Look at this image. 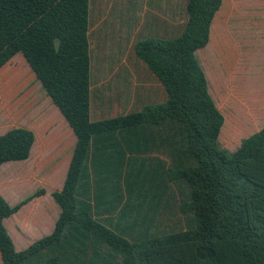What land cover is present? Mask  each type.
<instances>
[{
    "label": "trees",
    "instance_id": "obj_1",
    "mask_svg": "<svg viewBox=\"0 0 264 264\" xmlns=\"http://www.w3.org/2000/svg\"><path fill=\"white\" fill-rule=\"evenodd\" d=\"M222 4L188 0L181 36L137 42L136 56L164 85L165 103L93 122L91 0H0V69L23 54L77 136L63 189L52 194L62 212L50 236L18 252L4 221L46 191L15 207L0 193L4 264H264V128L235 153L218 147L225 119L195 56L208 45ZM115 133L135 135L138 155L162 144L170 164L152 173L143 163L140 172L117 175L121 217L113 228L94 212L106 211L107 177L88 165L95 140ZM35 140L24 128L0 136V167L28 160ZM162 182L188 188L179 209L191 221L184 230L154 236L146 228L138 236L137 216L161 203Z\"/></svg>",
    "mask_w": 264,
    "mask_h": 264
},
{
    "label": "crops",
    "instance_id": "obj_2",
    "mask_svg": "<svg viewBox=\"0 0 264 264\" xmlns=\"http://www.w3.org/2000/svg\"><path fill=\"white\" fill-rule=\"evenodd\" d=\"M187 2L128 0V27L137 26L138 41L179 37L189 20ZM91 31L90 21V43ZM137 42L133 62L117 55L118 67L109 69L106 65L99 69L96 86L92 61L93 122L125 116L147 105L167 101L164 85L137 58ZM195 56L206 76L209 94L225 119L219 143L229 154L235 153L244 140L264 128V0H223L212 22L210 41ZM111 70L118 79L116 85H103L109 80ZM15 128L31 130L36 140L28 160L8 162L0 167L1 195L15 207L42 190L41 174L47 175L53 187L51 191L44 189V195L34 198L4 221L16 250L23 252L55 230L62 210L52 194L63 189L64 184L58 186L61 173H65L66 180L77 136L21 53L0 69V136ZM163 151L164 146L157 144L147 155H138L136 137L131 134L115 133L95 140L88 169L90 173L107 177L102 196L105 213L94 206L100 220L113 228L119 227L121 184L117 175L131 174L144 166L146 172L160 171L162 160L149 162L144 158L159 157ZM21 172L27 176L18 181ZM26 179L28 186L22 183ZM57 187L59 190L55 191ZM159 206H154L147 215L137 216L142 223L138 236L146 228L154 236L159 234L155 231L154 217ZM0 264H4L1 253Z\"/></svg>",
    "mask_w": 264,
    "mask_h": 264
},
{
    "label": "rangeland",
    "instance_id": "obj_3",
    "mask_svg": "<svg viewBox=\"0 0 264 264\" xmlns=\"http://www.w3.org/2000/svg\"><path fill=\"white\" fill-rule=\"evenodd\" d=\"M127 7L128 0H91V50L95 86L98 84L97 74L99 69H103L102 67H105L106 65L109 69L118 67L120 62L117 55H124L127 57L126 60L128 62H133L132 55L134 53V45L139 40V33H137L135 29L137 27L136 25L135 28L132 27L129 29L128 27L126 21ZM112 70L110 71L109 80L103 85H116L118 79L113 75L114 70ZM128 82H131V78ZM218 147L222 149L220 143L218 144ZM144 159L149 162H155L156 159L158 161H169V155L167 152L163 151L159 154V157L149 155ZM141 170L142 169L137 168L132 174L140 172ZM18 174V181L27 176L22 172ZM64 180L65 173L63 172L61 173V179L58 186H62ZM40 181L42 185L41 189H47L46 191L53 190V187H50V181L47 180V175L41 174ZM22 183L25 186H28L27 179ZM163 183L167 189L160 206L154 213L156 220L155 231L161 233L184 230L191 221V218L184 216L180 212L179 206L183 198H186L188 188L183 185H176L167 182H162L161 186ZM147 188L151 191L150 194L155 193L153 185H147ZM116 189L117 186L115 190ZM56 190H59V187H57L55 191ZM147 213H149L148 208L143 207L140 212L141 216L147 215Z\"/></svg>",
    "mask_w": 264,
    "mask_h": 264
}]
</instances>
